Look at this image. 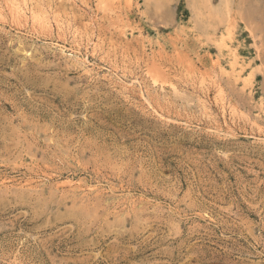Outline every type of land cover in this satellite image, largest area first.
<instances>
[{"label": "rangeland", "instance_id": "1", "mask_svg": "<svg viewBox=\"0 0 264 264\" xmlns=\"http://www.w3.org/2000/svg\"><path fill=\"white\" fill-rule=\"evenodd\" d=\"M0 264H264V0H0Z\"/></svg>", "mask_w": 264, "mask_h": 264}, {"label": "bare ground", "instance_id": "2", "mask_svg": "<svg viewBox=\"0 0 264 264\" xmlns=\"http://www.w3.org/2000/svg\"><path fill=\"white\" fill-rule=\"evenodd\" d=\"M25 2H26V1H25ZM24 4H25V3H24ZM28 5H29V3H28ZM49 5H50V4H49ZM24 6H25V5H24ZM26 6H27V5H26ZM40 6H41V5H40ZM5 7H6V6H5ZM22 7H23V4H22ZM8 9H9V8H8ZM24 9H27V7H23V10H24ZM29 9H30L31 11L33 10V8L31 9L30 7L28 8V10H29ZM34 9H35V8H34ZM23 10H22V8H20V6H19V7L14 6V8H13V12H14L13 15H14L15 13H16V14H18V13L20 14ZM35 11H36V10H35ZM199 12H200V11H199ZM28 13H29V11H28ZM10 14H12V13H10ZM19 14H18V15H19ZM39 14H40V13H39ZM28 15H29V14H28ZM31 15H32V14H31ZM36 15H38V14H36ZM36 15H35V16H36ZM198 15H199V14H198ZM202 15H203V14H202ZM50 16H51V15H50ZM25 17H26V16H25ZM45 17H46V16H45ZM199 17H200V16H199ZM222 17H223V16H222ZM35 18H36V17H35ZM43 18H44V17H43ZM2 19H3V18H2ZM2 19H1V20H2ZM39 19H40V18H39ZM206 19H208V17H207ZM25 20H26V19H25ZM46 20H47V19H46ZM209 20H210V19H209ZM222 20H223V19H222ZM43 21H44V20H43ZM52 21H53V20H52ZM229 21H230V20H229ZM229 21H228V22H229ZM33 23H34V22H33ZM37 23H38V22H37ZM47 23H49V22H47ZM230 23H231V22H230ZM43 24H45V23H43ZM54 25H55V24H54ZM210 25H211V24H210ZM230 26H231V25H230ZM230 26H229V27H230ZM30 27H31V26H30ZM34 27H35V26H34ZM31 28H32V27H31ZM37 28H38V27H37ZM207 28H208V27H207ZM225 28H227V27H225ZM39 29H40V28H39ZM47 29H48V28H47ZM43 30H44V29H43ZM50 30H51V29H50ZM229 30H230V29H229ZM50 32H51V31H50ZM180 32H181V31H180ZM189 32H190V31H189ZM189 32H188V33H189ZM59 33H60V32H59ZM225 33H226V32H225ZM229 34H230V33H229ZM187 35H189V34H187ZM221 35H222V34H221ZM219 37H220V36H219ZM220 40H221V39H220ZM221 41H222V40H221ZM171 45H172V44H171ZM221 45H222V44H221ZM84 46H85V45H84ZM94 47H95V46H94ZM174 47H175V46H174ZM222 47H223V46H222ZM224 47H225V46H224ZM94 49H96V48H94ZM170 49H171V48H170ZM102 51H103V50H102ZM79 52H80V51H79ZM231 56H232V55H231ZM108 58H109V57H108ZM212 62H213V61H212ZM131 63H132V62H131ZM188 64H189V63H188ZM232 64H233V63H232ZM160 65H161V64H160ZM189 65H190V64H189ZM189 65H188V66H189ZM190 66H191V65H190ZM190 66H189V67H190ZM157 67H158V66H157ZM162 67H163V66H162ZM166 67H167V66H166ZM191 67H192V66H191ZM151 68H152V67H151ZM183 68H184V67H183ZM153 69H154V68H153ZM156 69H157V68H156ZM183 70H184V69H183ZM186 70H187V69H186ZM191 70H192V69H188V74L191 72ZM154 71H155V70H154ZM156 71H158V69H157ZM192 71H193V70H192ZM197 71H198V70H197ZM160 72H161V71H160ZM186 73H187V71H186ZM147 74H148V73H147ZM147 74H146V75H147ZM159 74H160V73H159ZM162 74H164V73H162ZM198 74H199V73H198ZM198 74H197V75H198ZM149 75L151 76V79H150V80H152L154 83L157 82V77H155V75H153V74H149ZM160 75H161V74H160ZM183 75H184V74H183ZM186 75H187V74H186ZM189 76H190V75H189ZM148 77H149V76H148ZM163 77H164V76H163ZM202 78H203V77H202ZM162 79H163V82H164L166 78H165V79L162 78ZM189 79H190V78H189ZM199 80H200V79H199ZM187 81H188V80H187ZM200 81H201V80H200ZM158 82H159V81H158ZM163 82H162V83H163ZM160 83H161V79H160V82H159V86H160ZM165 83H167V82L165 81ZM163 84H164V83H163ZM174 84H175V83H174ZM216 84H217V82H216ZM216 84H215V85H216ZM169 86H170V85H169ZM171 87H172V85H171ZM173 87H174V85H173ZM175 87H176V86H175ZM175 87H174V88H175ZM159 88H160V87H159ZM169 88H170V87H169ZM172 91H173V90H172ZM174 91L176 92V89H174ZM222 92H223V91H222ZM182 94H183V93H182ZM220 95H221V94H220ZM219 97H220V96H219ZM205 102H206V101H205ZM162 103H163V102H162ZM205 107H206V106H205ZM233 108H234V107H233ZM201 109H202V108H201ZM233 113H234V112H233Z\"/></svg>", "mask_w": 264, "mask_h": 264}]
</instances>
